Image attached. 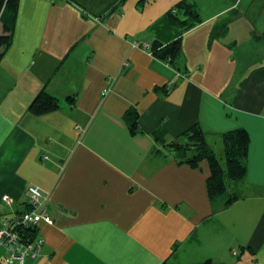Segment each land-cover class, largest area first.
<instances>
[{"label": "crops", "instance_id": "0c3cea01", "mask_svg": "<svg viewBox=\"0 0 264 264\" xmlns=\"http://www.w3.org/2000/svg\"><path fill=\"white\" fill-rule=\"evenodd\" d=\"M181 1L20 0L0 61V224L29 209L30 186L54 221L28 264H264V0H190L202 23L183 34L178 72L134 43L152 44ZM43 90L60 107L34 115ZM196 124L223 154L225 133L250 135L229 206L209 197L207 161L180 163L163 145Z\"/></svg>", "mask_w": 264, "mask_h": 264}, {"label": "trees", "instance_id": "16d2710c", "mask_svg": "<svg viewBox=\"0 0 264 264\" xmlns=\"http://www.w3.org/2000/svg\"><path fill=\"white\" fill-rule=\"evenodd\" d=\"M74 1V0H68ZM146 0H140L144 3ZM20 0H0V61L3 59L5 50L11 45L15 25L19 12ZM202 23V18L195 3L190 0H183L168 11L157 23L152 26V31L156 35L150 49V53L163 61L171 64L178 72H183L181 66L182 58V37L183 34L195 26ZM228 32V25H218L214 27L210 41L213 42L225 36ZM255 39L264 43V32L255 35ZM59 100L43 90L34 99L29 107V111L34 115H44L59 109ZM126 119L132 134L139 132V115L135 110H129ZM162 133V132H161ZM161 133L157 138L162 139ZM185 138L182 144L179 141L164 143L169 148L180 163H187L194 168L200 163L207 161L210 166V176L207 179V189L210 199L216 200L227 192L228 186L242 182L248 172V153L250 146V135L246 129H237L225 133L224 159L218 157L214 149L206 141V136L199 125H194L185 131L181 138ZM240 195L235 193L226 201V206L239 200ZM30 240L37 237V230L27 229ZM168 264V263H164ZM199 264H217L212 259H208Z\"/></svg>", "mask_w": 264, "mask_h": 264}, {"label": "built area", "instance_id": "2783aa9c", "mask_svg": "<svg viewBox=\"0 0 264 264\" xmlns=\"http://www.w3.org/2000/svg\"><path fill=\"white\" fill-rule=\"evenodd\" d=\"M135 47H140L150 52V44L134 43ZM125 66H129L126 62ZM109 93V89L104 90L103 96ZM48 160V156L43 157ZM29 209L14 217L7 218L0 227V249L7 252L6 264H28L29 260L38 261L43 254L45 239L36 237L30 240L27 229L34 228L37 231L42 224H54L53 218L46 206L47 195L37 186L28 188ZM3 201L10 207L15 205L14 200L8 196H3Z\"/></svg>", "mask_w": 264, "mask_h": 264}, {"label": "rangeland", "instance_id": "374dc122", "mask_svg": "<svg viewBox=\"0 0 264 264\" xmlns=\"http://www.w3.org/2000/svg\"><path fill=\"white\" fill-rule=\"evenodd\" d=\"M251 50H253L252 49V47L251 48H243V53L246 55L248 52H250ZM263 58V57H262ZM258 60H260L261 62L263 61V59H258ZM178 143H181L182 144V140H180V142H178ZM215 152H216V154L218 155V157L219 158H222V164L225 166V164H226V161H225V159H224V154H223V151H220L219 149H217V145H216V148H215ZM238 189V188H237ZM237 189H235V190H233L232 189V187H231V185L230 186H228V189H227V192L225 193V199L227 200V199H229L230 197H231V195H233V194H235V193H237L239 190H237ZM0 251H2L3 252V249H0Z\"/></svg>", "mask_w": 264, "mask_h": 264}, {"label": "water", "instance_id": "95a60500", "mask_svg": "<svg viewBox=\"0 0 264 264\" xmlns=\"http://www.w3.org/2000/svg\"><path fill=\"white\" fill-rule=\"evenodd\" d=\"M2 226V224H0V227Z\"/></svg>", "mask_w": 264, "mask_h": 264}]
</instances>
